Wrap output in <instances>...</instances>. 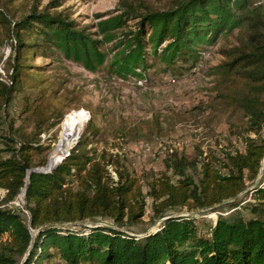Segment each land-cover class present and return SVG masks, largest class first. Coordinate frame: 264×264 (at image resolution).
I'll use <instances>...</instances> for the list:
<instances>
[{
  "label": "trees",
  "instance_id": "1",
  "mask_svg": "<svg viewBox=\"0 0 264 264\" xmlns=\"http://www.w3.org/2000/svg\"><path fill=\"white\" fill-rule=\"evenodd\" d=\"M172 1L167 9L157 10L141 0H119V12L97 21L96 33L77 26L58 9L57 0L40 10L33 6L11 22L7 8L0 6L3 36L14 41L6 58L8 81L0 80V110L32 76L35 54L59 52L91 72L106 65L119 78H141L147 54L167 64L179 58L195 61L198 48L237 28V42L221 50L223 59L213 74L219 77V110L227 115L229 134L241 147L208 148L199 159L172 151L164 160L165 170L147 183L144 193L140 177L122 153L94 147L98 129L93 113L60 163L68 148L51 160L58 163L51 171L27 176L28 170L46 164L49 146L39 143V135L62 120L58 113L55 121L34 114L29 132L11 127L13 137L2 136L8 141L0 148V264H43L51 258H58L59 264H264V185L251 189L246 215L234 209L238 203L233 201L248 181L257 179L264 157V4ZM106 44H111L108 51L101 48ZM197 165L196 181L186 170ZM20 192L28 219L8 206ZM146 197L151 199L150 221L161 222L156 230L137 236L125 228L143 222ZM226 202L234 210L218 214L208 230L200 229L193 216L168 213L183 207L213 210ZM97 218L113 226L82 225ZM34 229L38 231L32 236Z\"/></svg>",
  "mask_w": 264,
  "mask_h": 264
},
{
  "label": "rangeland",
  "instance_id": "2",
  "mask_svg": "<svg viewBox=\"0 0 264 264\" xmlns=\"http://www.w3.org/2000/svg\"><path fill=\"white\" fill-rule=\"evenodd\" d=\"M4 1L0 0V6L7 8L3 7L11 22L26 14L31 7L36 6L40 10L53 0ZM57 1L60 4L58 9H64L77 26L86 27L93 33H96L97 21L119 12V0ZM141 1L157 10H165L173 3L172 0ZM259 1L264 4V0ZM48 10L52 8L49 6ZM4 33L0 26V80L8 81L6 58L11 53L10 43L14 41L4 37ZM237 33L235 28L225 36L219 35L204 48H198L195 61L179 58L167 64L157 55L147 52L144 72L142 70L144 76L141 78H119L111 74L106 65L91 72L59 52L49 57L35 54L30 61L34 67L29 68L33 72L32 76L24 80L21 90L4 110H0V148L5 147L3 143L8 141L2 136L13 137L11 127L29 132L33 128L34 114L40 113L43 119L49 116L50 121L56 120L54 115L57 113L62 114L59 123L38 137L39 143L48 145L49 149L44 153L46 164L35 168L48 169L55 164H50L54 157L67 148L65 152L69 153L94 113L92 123L98 129L97 136L93 138L94 147L97 151L105 148L122 153L130 168L140 177L144 193L148 190L147 183L165 170L164 160L172 151L182 153L188 159H199V153L208 148L216 151L221 147L228 150L241 148L239 141L229 134L227 115L219 110L216 100L219 77L213 74L214 67L223 59L221 50L237 42ZM165 43L159 44L158 53ZM110 45L101 48L108 51ZM147 50L150 51L148 47ZM36 159L38 156H35ZM108 169L115 176L111 167ZM186 173L197 181L200 177L199 165L187 169ZM168 174L173 180L177 178L171 170H168ZM258 183L264 185V168L259 170L257 179L252 184L248 181L245 189L233 200L238 203L234 209L243 215L248 213L245 206L253 200L251 189ZM21 192L8 206L19 210L22 217L28 219ZM2 195L0 191V199ZM145 200L143 222L125 228L137 236L156 230L161 222L150 221L151 199L146 197ZM234 209H230L226 202L213 210L189 211L183 207L168 213L173 216H193L200 229L208 230L218 214L225 215ZM112 224L110 220L101 218L82 223L83 226ZM31 233L34 236L37 229L31 230ZM59 263L58 258L43 261V264Z\"/></svg>",
  "mask_w": 264,
  "mask_h": 264
},
{
  "label": "water",
  "instance_id": "3",
  "mask_svg": "<svg viewBox=\"0 0 264 264\" xmlns=\"http://www.w3.org/2000/svg\"><path fill=\"white\" fill-rule=\"evenodd\" d=\"M68 154L67 153H65L63 156H62V159L65 157V156H67ZM61 159V160H62ZM60 160V161H61ZM57 164H55L52 168H49V169H43V168H34V169H30V170H28L27 171V176H28V174L30 173V172H48V171H51L55 166H56ZM21 191H23V196H24V193H25V187L21 190ZM37 231H38V229H37Z\"/></svg>",
  "mask_w": 264,
  "mask_h": 264
},
{
  "label": "built area",
  "instance_id": "4",
  "mask_svg": "<svg viewBox=\"0 0 264 264\" xmlns=\"http://www.w3.org/2000/svg\"><path fill=\"white\" fill-rule=\"evenodd\" d=\"M64 120H65V119H64ZM64 120H63V121H64ZM63 121L61 122V127H62V125H63V124H62V123H63ZM65 153H67V154H68V152H65ZM60 160H61V159H60ZM59 162H60V161H59ZM263 163H264V157H263V158L261 159V161H260V168H261V169H259V170H263V168H264V165H263ZM56 164H57V163H56Z\"/></svg>",
  "mask_w": 264,
  "mask_h": 264
},
{
  "label": "bare ground",
  "instance_id": "5",
  "mask_svg": "<svg viewBox=\"0 0 264 264\" xmlns=\"http://www.w3.org/2000/svg\"><path fill=\"white\" fill-rule=\"evenodd\" d=\"M52 166H53V165H50V167H49V168H51ZM49 168H48V169H49Z\"/></svg>",
  "mask_w": 264,
  "mask_h": 264
}]
</instances>
